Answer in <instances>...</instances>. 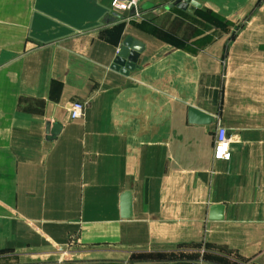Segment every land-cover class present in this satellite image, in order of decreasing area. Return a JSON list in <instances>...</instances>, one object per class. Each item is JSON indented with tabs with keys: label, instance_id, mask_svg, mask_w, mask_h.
Returning a JSON list of instances; mask_svg holds the SVG:
<instances>
[{
	"label": "crops",
	"instance_id": "crops-1",
	"mask_svg": "<svg viewBox=\"0 0 264 264\" xmlns=\"http://www.w3.org/2000/svg\"><path fill=\"white\" fill-rule=\"evenodd\" d=\"M126 1L0 0V264H264V0Z\"/></svg>",
	"mask_w": 264,
	"mask_h": 264
},
{
	"label": "water",
	"instance_id": "water-1",
	"mask_svg": "<svg viewBox=\"0 0 264 264\" xmlns=\"http://www.w3.org/2000/svg\"><path fill=\"white\" fill-rule=\"evenodd\" d=\"M190 2H192V4H196L195 1H191V0H175V3H178L180 6H186ZM152 5H154L153 1L143 0L141 3L133 6L131 11L132 12H135L137 10L141 11ZM139 49H140V45L134 42L131 37H128L123 43V46L120 47L118 55L115 57V60L112 66L114 68L121 69L122 71L128 72L131 68L134 67V64L137 60ZM189 119L193 122H204V123H208V122L215 120V118L211 114L195 106H190L189 108ZM61 128H62L61 122L48 120L47 121V132H48L47 137L49 139L55 138L57 134L60 132ZM122 208H123L122 214L124 216L126 217L131 216L132 198H131L130 191H125V193L122 196ZM222 209H223L222 204L212 205L210 209V216L218 217V218L223 217Z\"/></svg>",
	"mask_w": 264,
	"mask_h": 264
},
{
	"label": "built area",
	"instance_id": "built-area-1",
	"mask_svg": "<svg viewBox=\"0 0 264 264\" xmlns=\"http://www.w3.org/2000/svg\"><path fill=\"white\" fill-rule=\"evenodd\" d=\"M139 0H127L125 2V7L131 8L137 5ZM85 110V103L82 101H73L70 105L69 116L71 118H76L83 115ZM238 135L234 131H230L226 126L219 125L216 130L215 137V149L217 154L222 151L225 153L226 157H230L233 144L237 141ZM34 264H78L74 259L60 258L57 261H41ZM106 264H127L125 261L110 260ZM173 264H220L213 262L204 258H187L178 259Z\"/></svg>",
	"mask_w": 264,
	"mask_h": 264
}]
</instances>
